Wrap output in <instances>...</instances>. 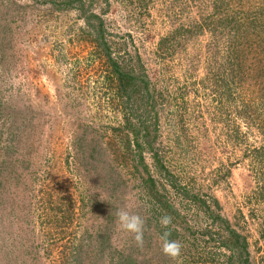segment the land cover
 Listing matches in <instances>:
<instances>
[{
	"label": "rangeland",
	"instance_id": "1",
	"mask_svg": "<svg viewBox=\"0 0 264 264\" xmlns=\"http://www.w3.org/2000/svg\"><path fill=\"white\" fill-rule=\"evenodd\" d=\"M70 3L0 0V264H264V0Z\"/></svg>",
	"mask_w": 264,
	"mask_h": 264
},
{
	"label": "trees",
	"instance_id": "2",
	"mask_svg": "<svg viewBox=\"0 0 264 264\" xmlns=\"http://www.w3.org/2000/svg\"><path fill=\"white\" fill-rule=\"evenodd\" d=\"M71 1L72 0H67V4L70 3ZM79 7H82V6H79ZM105 50L107 53V49H105ZM107 56H110L109 52L107 53ZM112 66L114 67V73H115L116 77H118V84L120 85V95L122 94L126 97L127 100H125V101L131 100L132 98H136L135 96H139L141 91H140V89L138 90V88L136 86L137 80L142 81L143 78L140 76H136L135 74H133L132 71H125L124 69L119 67V65L116 62H113ZM143 84L145 85L146 81L143 80ZM141 94H143V93H141ZM143 124L144 123H142L141 125L143 126ZM147 127H149V126H147ZM147 127H145V128H147ZM145 130H147V129H145ZM132 133H134L135 136H136V134H138L135 132H132ZM145 143H146V145H145ZM153 149H154V146L152 145V142L150 140L149 141L147 140L144 143H138L137 141L134 142V150H135V154L138 158L139 166L147 169L145 160L143 158V152L146 150L150 154V157L155 161V163L158 167L157 169H165L162 161L158 157V155H159L158 152L154 151ZM148 180L154 183L153 178L150 177ZM153 186H151V187H153ZM201 202L203 204H205V201H201ZM165 206H166L167 210L170 208H172V209L174 208L173 205L170 203H165ZM205 207H206V209H204V212L208 215L209 218H214L215 220L218 219V220H220L221 223L225 222V221H222L218 216L212 215V212L211 213L209 212L207 205ZM175 211L177 212L176 209H175ZM227 231H228L229 238H225L223 240H220V243H219L224 248H226V250L229 253V257H228L226 264H250L248 261L249 253L247 251L246 244H243L240 242V237L237 234V232L235 231V229H230V227L227 226ZM174 233L176 234V232H174ZM209 253H210L209 255H211L210 257L214 258L215 253H212V252H209Z\"/></svg>",
	"mask_w": 264,
	"mask_h": 264
},
{
	"label": "clouds",
	"instance_id": "3",
	"mask_svg": "<svg viewBox=\"0 0 264 264\" xmlns=\"http://www.w3.org/2000/svg\"><path fill=\"white\" fill-rule=\"evenodd\" d=\"M117 221L121 230L132 235L137 246L142 247L144 243L145 220L138 213L129 210L120 209L116 212ZM159 223L167 227L172 223V217L164 215L160 218ZM161 250L165 255L176 258L180 255L182 244L177 240L170 239V232L164 231L159 235Z\"/></svg>",
	"mask_w": 264,
	"mask_h": 264
}]
</instances>
